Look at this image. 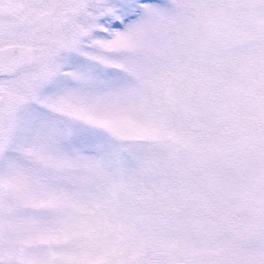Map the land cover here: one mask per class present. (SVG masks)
I'll return each mask as SVG.
<instances>
[{
    "label": "snow or ice",
    "instance_id": "1",
    "mask_svg": "<svg viewBox=\"0 0 264 264\" xmlns=\"http://www.w3.org/2000/svg\"><path fill=\"white\" fill-rule=\"evenodd\" d=\"M0 264H264V0H0Z\"/></svg>",
    "mask_w": 264,
    "mask_h": 264
}]
</instances>
